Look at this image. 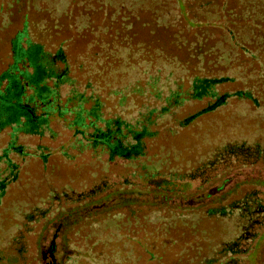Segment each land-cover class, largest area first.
<instances>
[{"label": "trees", "instance_id": "trees-1", "mask_svg": "<svg viewBox=\"0 0 264 264\" xmlns=\"http://www.w3.org/2000/svg\"><path fill=\"white\" fill-rule=\"evenodd\" d=\"M115 1L87 5L120 25L115 39L95 50L74 54L54 16L46 26L24 15L10 39L11 61L0 68V222H9L0 234L9 252H22L23 231L66 206L126 188L192 195L228 172L264 167V0ZM46 2L28 6L73 15L74 0ZM15 3H1L0 16ZM41 28L42 37L60 34L59 44L43 46L35 38ZM33 161L45 172L66 163L91 174L78 186H49L11 205L9 189L25 186L23 170ZM199 213L147 207L142 218L151 229L140 223L133 239L162 233L157 247L148 238L130 261V242L116 251L102 239L105 251L92 256L101 264H163L165 248L177 246L173 264H248L264 232V191L205 212L222 227L221 238L202 229ZM180 222L183 237H174ZM161 244L164 252H150Z\"/></svg>", "mask_w": 264, "mask_h": 264}, {"label": "rangeland", "instance_id": "rangeland-1", "mask_svg": "<svg viewBox=\"0 0 264 264\" xmlns=\"http://www.w3.org/2000/svg\"><path fill=\"white\" fill-rule=\"evenodd\" d=\"M9 1L0 0V5L1 3L7 5ZM30 1L33 0H17L11 10H7L5 15L2 13L0 16V25L2 26L0 29V68L3 64L11 61L8 54L10 39L16 30L23 28L26 19H24V15L30 20L32 18L33 20H46V26L52 23L49 20L54 16V20H59L62 25L61 34L70 38L66 46L73 50L74 54L83 49L92 51L99 48L98 46H102L103 42H111L120 29L118 23L107 22L104 10L93 8L90 11L86 10L87 5L90 6L92 3L96 7L99 0H93L94 2L92 0H74V12L71 16L48 11L43 13L41 8L36 9L33 6L30 8L28 6ZM113 1L116 6L117 2ZM41 2L47 3L46 0H41ZM133 3L137 4L138 2L133 1ZM43 6L46 5L43 4ZM178 8L181 10L179 5ZM139 12L146 14L144 10ZM79 20L84 21L81 25L83 28L77 27L76 22ZM8 21H10L9 25H7ZM87 25L89 26L87 27ZM42 35L44 32L41 28L37 31L35 38L45 47L59 44L61 41V36L57 33L49 38L42 37ZM97 42L98 44H96ZM45 170L46 172L42 170L39 162L33 161L25 166L22 174V183L25 186H12L8 192L10 194L7 196L8 203L15 205L20 202L22 204V202L33 201L36 194L45 192L49 186L61 187L67 183L78 186L91 174L87 168L76 169L72 164L66 163L59 164L54 169L50 166ZM220 185L222 186L218 190L217 187ZM251 189L264 191V167L262 165L248 166L228 172L212 188L192 195H167L135 188L122 189L81 205L60 208L47 219L31 224V231L22 233V252H9L6 244L7 238L4 234H0V264H43L48 252L52 253L54 264H101L95 261L92 255L105 251L102 239L111 242V247L116 251H120V248L122 249L126 245L125 242H130L133 247L131 251L133 255L128 258L133 261L141 247L145 246L148 238L154 239L156 247L163 239V234L157 232L153 234L146 232L147 234L145 233L143 236H139L140 233H138L136 234L138 238L133 239L135 232L140 229V223L144 224V228L147 227L146 230L151 229L148 224L145 226L146 219L142 218V214L150 206L160 209L162 212L168 207L185 211L197 210L203 217L200 222L202 229L212 230L213 237L221 238L222 227L215 219L209 218L205 212L218 204H226L237 199ZM135 210H137L136 214ZM111 212L115 215L110 222L105 221L99 225L92 223L91 218H98L101 214ZM154 226H160V224ZM1 227L8 228L9 222H5L4 226L0 222ZM182 227L180 222L175 232L173 231L174 237H183L178 232L183 229ZM116 233L124 236L123 241L119 240L118 235H114ZM98 240H100L99 244L94 246V242ZM203 245L204 252H207L208 243L204 242ZM89 247L92 249L90 250ZM156 247L149 248L150 252H164L162 244L160 247ZM165 249V252L168 253L164 255L163 264H173L172 252H175L177 246L170 248L167 246ZM188 252H194V250L189 249ZM247 259L248 264H264V232L256 239ZM140 263L142 262H136V264Z\"/></svg>", "mask_w": 264, "mask_h": 264}, {"label": "water", "instance_id": "water-1", "mask_svg": "<svg viewBox=\"0 0 264 264\" xmlns=\"http://www.w3.org/2000/svg\"><path fill=\"white\" fill-rule=\"evenodd\" d=\"M43 264H54V259H53V255L51 252L47 253V258Z\"/></svg>", "mask_w": 264, "mask_h": 264}]
</instances>
